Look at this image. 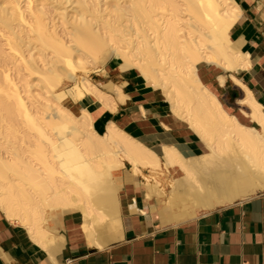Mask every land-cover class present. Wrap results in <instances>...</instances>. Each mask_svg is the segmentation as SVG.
I'll return each mask as SVG.
<instances>
[{
  "label": "bare ground",
  "instance_id": "obj_1",
  "mask_svg": "<svg viewBox=\"0 0 264 264\" xmlns=\"http://www.w3.org/2000/svg\"><path fill=\"white\" fill-rule=\"evenodd\" d=\"M240 14L235 0H0V208L7 218L55 260L71 226V241L104 249L141 217L178 224L263 191V107L233 74L249 60L231 37ZM112 58L164 93L205 152L184 157L164 146L158 154L113 122L98 132L87 110H73L86 93L100 92L91 73ZM10 64L27 75L14 77ZM234 87L243 91L247 123L219 99ZM18 131L33 137L26 147L15 143Z\"/></svg>",
  "mask_w": 264,
  "mask_h": 264
},
{
  "label": "crops",
  "instance_id": "obj_2",
  "mask_svg": "<svg viewBox=\"0 0 264 264\" xmlns=\"http://www.w3.org/2000/svg\"><path fill=\"white\" fill-rule=\"evenodd\" d=\"M235 1L241 14L231 37L249 60L248 66L233 74L264 111V0ZM91 80L100 92L86 93L72 107L76 112L87 110L98 132H106L113 122L158 154L164 146H174L184 157L205 152L201 136L173 112L164 93L137 70L120 69L118 58L94 71ZM237 94L240 103L243 91L239 87L229 96H219L231 100ZM121 174L120 189L125 191L126 174ZM137 198L141 202L143 192ZM140 223L104 249L78 243L76 236L71 241L70 233L77 227L71 226L66 232L68 244L54 260L33 242L22 224L7 218L0 208V264H264V190L178 224L162 226L143 217Z\"/></svg>",
  "mask_w": 264,
  "mask_h": 264
},
{
  "label": "rangeland",
  "instance_id": "obj_3",
  "mask_svg": "<svg viewBox=\"0 0 264 264\" xmlns=\"http://www.w3.org/2000/svg\"><path fill=\"white\" fill-rule=\"evenodd\" d=\"M26 0H23V3H25ZM49 10H51L50 7H47ZM5 48H7L5 46ZM25 49H27V47H25ZM46 54H48V52H46ZM6 59L3 55H0V70L6 66ZM10 67H12V75L14 77H17V78H21L23 79V76L24 75H27V71H25L23 68H19L18 66H14V65H8ZM93 73V72H92ZM91 73V75H92ZM30 79H32V77H29ZM239 97V95L237 94V96L234 98V99H231V100H227L226 98H223V97H220L219 96V99L222 101L223 105L225 106L226 109L230 110L231 113H234L236 114L239 118H241V121L242 122H245L247 123L248 120H247V117L245 116L244 112L245 111H249L247 107L243 106L242 104L238 103V101L236 100L237 98ZM227 100V101H226ZM13 124H17V122L20 120V118H17L16 116L13 117ZM20 126H22V124H20ZM22 130V128H20ZM20 130V131H21ZM18 133V138L15 139V143L18 145V146H22V147H26L28 141H31L32 140V136L29 135L28 138H24L22 137V134L19 133V131L17 132ZM0 139H1V136H0ZM24 140V141H23ZM0 152H4V150H2L0 148ZM149 173V172H147Z\"/></svg>",
  "mask_w": 264,
  "mask_h": 264
}]
</instances>
